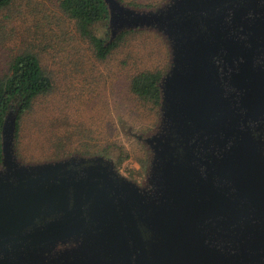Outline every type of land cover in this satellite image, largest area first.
I'll return each instance as SVG.
<instances>
[{
	"label": "water",
	"instance_id": "95a60500",
	"mask_svg": "<svg viewBox=\"0 0 264 264\" xmlns=\"http://www.w3.org/2000/svg\"><path fill=\"white\" fill-rule=\"evenodd\" d=\"M104 1L111 39L153 29L171 51L164 133L147 141L154 192L103 157L21 165L10 114L0 264H264V0Z\"/></svg>",
	"mask_w": 264,
	"mask_h": 264
},
{
	"label": "rangeland",
	"instance_id": "374dc122",
	"mask_svg": "<svg viewBox=\"0 0 264 264\" xmlns=\"http://www.w3.org/2000/svg\"><path fill=\"white\" fill-rule=\"evenodd\" d=\"M117 1L154 11L170 0ZM136 31L100 60L75 22L59 9L58 0H13L0 10V77L13 57L30 52L52 82L51 91L37 98L19 120L12 147L18 163L85 160L103 157L97 154L105 150L117 157L123 151V161L110 162L115 171L139 186L147 183L153 156L147 141L159 126L161 111L136 97L130 81L144 71H162L163 78L172 55L161 33Z\"/></svg>",
	"mask_w": 264,
	"mask_h": 264
},
{
	"label": "trees",
	"instance_id": "16d2710c",
	"mask_svg": "<svg viewBox=\"0 0 264 264\" xmlns=\"http://www.w3.org/2000/svg\"><path fill=\"white\" fill-rule=\"evenodd\" d=\"M12 2L13 0H0V10L10 6ZM58 6L75 22L80 36L91 42L100 60H105L118 48L124 37L138 32L136 29L125 30L108 39L109 13L104 0H58ZM162 75L163 72L158 70L137 73L131 78L130 91L143 101H149L153 107H159L161 101L159 83ZM51 89V79L34 54L24 52L9 62L7 73L0 77V166L3 165L2 131L7 116L10 114L15 116V140L21 116L31 109L37 98L47 95ZM122 152L119 151L117 157L106 150L97 155L108 158L107 161L112 164L115 162L119 164L126 157L122 156Z\"/></svg>",
	"mask_w": 264,
	"mask_h": 264
},
{
	"label": "flooded vegetation",
	"instance_id": "af4514ba",
	"mask_svg": "<svg viewBox=\"0 0 264 264\" xmlns=\"http://www.w3.org/2000/svg\"><path fill=\"white\" fill-rule=\"evenodd\" d=\"M165 6V5H164ZM163 6V7H164ZM163 133H164V130H163V125H162V122L160 121L159 122V126L157 127V129L155 130V133L154 134H152V135H150L151 136V138L152 137H154V136H157V137H160V136H162L163 135ZM155 143V142H154ZM154 143H152V145H150L151 146V151H152V154L154 155V150H153V146L155 145ZM153 156H152V162H153ZM85 161V160H84ZM151 162V168H150V175H149V180L147 181V183H145L143 186H139V185H137L136 183H134V184H136V186L137 187H139L141 190H140V193L142 194V195H148V196H150L153 192H154V188L152 187V185H151V176H152V168H153V163ZM119 174V173H118ZM122 177V176H121ZM124 178V177H123ZM130 181V180H129ZM132 182V181H131ZM147 197V196H146ZM73 242L72 241H68V242H66L63 246H60V249L61 248H63L64 246H66V247H71V246H73ZM54 253V249H53V251H50V252H48L47 254L45 253L44 255H45V257H52V254Z\"/></svg>",
	"mask_w": 264,
	"mask_h": 264
}]
</instances>
